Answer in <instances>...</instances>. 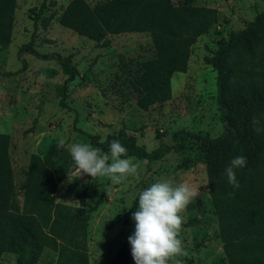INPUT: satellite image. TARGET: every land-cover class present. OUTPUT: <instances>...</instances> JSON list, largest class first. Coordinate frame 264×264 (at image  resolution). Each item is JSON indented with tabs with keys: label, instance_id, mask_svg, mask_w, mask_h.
I'll use <instances>...</instances> for the list:
<instances>
[{
	"label": "rangeland",
	"instance_id": "obj_1",
	"mask_svg": "<svg viewBox=\"0 0 264 264\" xmlns=\"http://www.w3.org/2000/svg\"><path fill=\"white\" fill-rule=\"evenodd\" d=\"M90 5L100 0H86ZM174 3H202L217 11L216 23L200 33L190 45L185 69L174 71L169 98L141 108L132 79L138 63L153 55L151 37L146 31L128 30L108 34L100 44L61 25L57 17L67 0H16L9 43L0 49V130L9 135L8 155L14 193L23 203L21 183L29 156L43 155L53 140L66 145L100 140L108 133L132 134L136 142L150 150L173 145L171 133L183 129L215 137L222 128L215 99V71L203 59L211 54L221 36L237 30L264 8V0H172ZM41 12L32 24L30 7ZM52 14L45 24L41 18ZM32 35L31 46L40 54H68L76 73L66 79V71L55 57H43L20 45ZM85 73V74H84ZM66 79V80H65ZM65 80V82H64ZM64 82V86H63ZM62 98L64 105L58 101ZM264 119V111L255 119ZM135 158L138 177L111 185L106 177L82 178L87 183L83 202L67 185L70 170L59 179L53 191L54 202L88 207L85 227L88 264H109L118 246L130 236L135 225L132 213L138 208L139 193L157 182L187 183L200 188V196L183 213L180 238L187 256L183 264H224L217 220L208 192L204 153L199 141L187 138L179 150L169 149L155 159ZM71 179V175H70ZM54 250H44L38 263L56 264ZM14 254L3 251L0 264H12ZM126 264H135L131 257Z\"/></svg>",
	"mask_w": 264,
	"mask_h": 264
},
{
	"label": "trees",
	"instance_id": "obj_2",
	"mask_svg": "<svg viewBox=\"0 0 264 264\" xmlns=\"http://www.w3.org/2000/svg\"><path fill=\"white\" fill-rule=\"evenodd\" d=\"M15 5L16 0H0V49L10 41ZM42 6L43 2L36 10L29 9L33 27ZM51 15L42 17V24ZM217 19L212 6L172 0H100L93 5L86 0H67L57 17L61 25L100 44L109 41L108 34L128 30L149 34L153 55L138 63L132 79L138 90L136 101L144 109L169 98L172 73L185 69L190 45ZM32 40L30 35L18 51L55 57L66 71V79L76 73L68 54H40L31 46ZM203 59L215 71V99L223 123L217 136L176 129L171 133L173 145L150 150L138 144L132 134L108 133L100 140L93 134L91 142L108 152L109 143L118 140L128 149V155L151 160L169 149H181L187 138L197 139L204 153L224 264H264V119L260 124L255 121L264 111V8L241 28L221 36L211 54H203ZM58 102L64 105L62 98ZM101 140L105 142L100 143ZM8 141V133L0 130V254L12 252V264H46L38 263L39 256L44 250H54L56 264H88L85 227L90 211L100 199L88 207L54 202L57 181L74 170L67 147L58 148V140H53L43 155L29 156L21 183L23 203L19 206ZM241 155L247 164L234 170L240 185L234 188L225 169L234 157ZM67 187L83 202L86 182L73 179ZM134 231L135 225L130 235ZM131 257L126 238L109 264H126Z\"/></svg>",
	"mask_w": 264,
	"mask_h": 264
},
{
	"label": "clouds",
	"instance_id": "obj_3",
	"mask_svg": "<svg viewBox=\"0 0 264 264\" xmlns=\"http://www.w3.org/2000/svg\"><path fill=\"white\" fill-rule=\"evenodd\" d=\"M57 147H67L74 162L75 171L67 173L69 181L89 175L92 179L106 177L111 185H119L140 175L139 163L128 156V149L118 140L109 143L108 152L86 143L66 145L65 139H60ZM246 164L245 156H236L225 169L234 188L240 186L234 170ZM199 196L200 188L194 189L187 183L174 185L170 181L154 183L139 193L138 208L132 213L135 231L128 237L135 264H183L180 257L187 256L180 238L183 213Z\"/></svg>",
	"mask_w": 264,
	"mask_h": 264
}]
</instances>
